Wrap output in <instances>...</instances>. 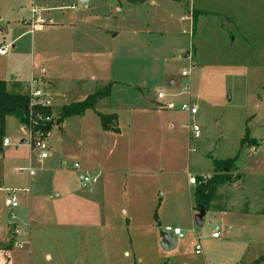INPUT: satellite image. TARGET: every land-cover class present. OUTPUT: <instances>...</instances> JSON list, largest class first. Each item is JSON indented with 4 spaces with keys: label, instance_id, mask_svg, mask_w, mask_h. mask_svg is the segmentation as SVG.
Segmentation results:
<instances>
[{
    "label": "rangeland",
    "instance_id": "rangeland-1",
    "mask_svg": "<svg viewBox=\"0 0 264 264\" xmlns=\"http://www.w3.org/2000/svg\"><path fill=\"white\" fill-rule=\"evenodd\" d=\"M154 1L88 0L85 8L79 0H0V48H7L0 55V80L15 77L17 91L29 90L32 77L40 80L58 63L69 64L92 34L98 37H91L92 49L112 57V81L126 83L112 89L113 109L96 104L103 113H116L120 134L103 133L93 117L73 118L65 128L52 127L51 157L44 160L30 146L27 130L7 117L0 242L8 243L9 222L20 231L10 248L12 264H218L225 250L211 233L216 226L223 237L221 215L210 210L203 225H195L188 175L206 176L214 161L237 154L235 190L223 192H230L236 206L246 200L263 209L258 202L264 198V146L253 153L244 150L247 145L240 149V141L264 140V0ZM205 3L221 15L197 16ZM34 7L43 9L42 31L25 25ZM133 29L145 33L136 39ZM184 71L189 75L183 77ZM157 93L164 98L158 100ZM117 104L162 110L135 113L115 109ZM183 104L195 105L197 114L189 116ZM192 125L199 128L198 138ZM76 163L98 175L94 189L82 187L78 173L69 172ZM8 190L18 200L12 223L4 205ZM235 213L223 223L231 235L237 230L228 246L264 232V215ZM168 226L183 234L172 251L160 246ZM196 241L200 256L191 245ZM18 242L25 244L22 251Z\"/></svg>",
    "mask_w": 264,
    "mask_h": 264
},
{
    "label": "crops",
    "instance_id": "crops-1",
    "mask_svg": "<svg viewBox=\"0 0 264 264\" xmlns=\"http://www.w3.org/2000/svg\"><path fill=\"white\" fill-rule=\"evenodd\" d=\"M243 1L244 0H242V2ZM248 1L252 5H253L254 1L257 2V0H248ZM152 4H155L154 0H152ZM35 8H37V7H35ZM37 9L39 11H41V13H42L43 9L41 7L37 8ZM195 11L198 12L197 16L207 15L208 13L211 15H214V16L221 15V13H217L216 11H211L209 9V6H207L206 3H205V5H202L199 9H196ZM57 29L58 28L56 26L55 30H57ZM87 29L90 30V28H85L87 33H90V32H88ZM37 30L42 31L43 28L41 27V28H38ZM84 33H86V32H84ZM143 33H145V32L135 30V29H133L131 31V34L134 37H136V39H138V37H139L138 34H143ZM150 33L151 32H149V31L147 32V34H150ZM101 34H102V32H99V33L97 32L96 35L99 36ZM91 37L93 39L95 38V40L98 41V37H95L92 34H89L88 37H85L86 39L83 40L82 46H79V45L77 46L80 49L76 50L74 53H72L71 57L73 56V58L71 59L69 64L64 65L62 63H58L59 66L57 67V69L55 68V71L53 70V68L50 70H46L43 72L42 76L39 77L40 80L36 79L42 85L41 89L44 92V97L48 99V101L50 102L51 105H54L56 107H60L62 105H66V104H69L72 102L81 101L90 94V93H88L89 90H92V92H94L97 90V88H102L104 85H106L109 82H114V84L111 87V91H112V89H114L116 87L115 84L117 82L124 83V82H121L118 80L112 81V73L114 72L112 69V60H111L112 57L110 56V54L107 50H98L97 48L92 49L93 47H92V45H90L91 44L90 43ZM88 46H89V49L87 48ZM31 79H35V78L32 77ZM17 82L18 81L15 80V77L12 78L10 81L6 82L8 90L14 91V93L15 92L25 93L28 91V90L25 91V88L23 90L17 91L19 88ZM124 84H126V83H124ZM111 91H110L109 97L111 96ZM109 97L106 98L105 100L103 99L104 101H106L105 102L106 107L102 106L104 101H101V100H99L97 102V106H99V107L101 106L102 108H105L106 110L113 109V108H110V105L108 103ZM156 101H157V99H156ZM133 103H134V101H133ZM160 104H162V103H160ZM132 106H134V105L129 104L126 107L124 105L120 106L119 104H117L116 106H114V108L115 109L128 110V111H134L135 113L137 110H138L137 112L141 111V109H146V112L147 111H153L156 113H160L162 110V109H157V108L150 109L147 106H145L144 108L143 107H137L136 108V107H132ZM168 107L169 108L172 107L171 103H169ZM95 110L97 111V113L112 114V112H110V111H104V113H103L102 111H99L97 108ZM96 111L88 110L81 117L67 118L66 120L63 121V123L61 124V127L65 128L67 126L69 120H71L73 118H77L79 121L87 119V117H93V119L99 120V118L96 114ZM114 114L116 115V113H114ZM5 125H6V120H5ZM18 126H20V125L18 124ZM20 128L24 129L22 126H20ZM100 129L103 133H105V134L108 133V132L103 131L102 128H100ZM109 133H111V132H109ZM105 134H102V135L104 137H108V136H105ZM117 134H120V130H119V133H117ZM22 135H23V133H22ZM99 137H101V136H99ZM3 138H8V137L4 134ZM249 139L255 140L253 138H249ZM21 141L24 142L25 140L22 138ZM258 143L259 142L257 141V145H258ZM257 145H254L251 147L249 145H247V147L244 146V150L247 148H250V150L254 153L258 149H260L259 147H257ZM4 148L5 147H3L2 143H1L2 153H3ZM50 148H52L51 144H49V151H50ZM49 157H51V153H50ZM83 170L89 171L88 169H83ZM75 171L78 173V178L80 179V172L79 171H77L73 168L69 172L73 173ZM89 172L91 173V171H89ZM234 172L239 173L237 170L236 164L234 165V169L232 171L233 176H234ZM213 173H214V171L212 173L206 175V176H211ZM94 176H96V178L98 180V175H94ZM200 176H197L195 178L197 180H200ZM187 185H188V191L191 192V197H192V200L194 203L193 192H194V188L196 185H191V184H189V182ZM233 185H234V182L233 183L231 182L230 184L223 185L218 189L217 198L215 199V202H219V203H218V207L214 210H216L219 213V215H221V225H222V231H223L221 233H222L223 237L221 238V235L219 234L218 238H212V237L211 238H212V241H215L216 243H218V244H216V245H218V247H223V250H225L223 252L221 258L219 259L218 264H254L259 258L264 257V232H262L261 235H260V232H258V238L257 239L252 237L251 239H245V240L240 241V242L237 241L234 244H232L233 246L232 245L228 246L231 243L229 236L236 235L237 230L235 232L233 231V233L231 235L230 226H229V228H226L223 225V223L226 221L225 218L227 215H232V216L236 215L235 212H243L242 214H245V215H249L248 212L264 215V198L262 199V201H263L262 203H261V201L258 202V204L261 205L260 207L263 208L262 210H258V208H259L258 206H257L258 207L257 208L253 204L247 203L246 200H239L238 203L240 204V202H241V205H240V207L236 206L237 201L236 200L234 201V199L231 198L230 192H228V194L226 192L225 193L223 192L224 189H225V191H226V189L235 190V187H233ZM27 192H29V191L27 190ZM215 202L213 204H215ZM232 203L235 205H233ZM198 211H196L194 209V204H193L192 212H193L194 216ZM208 211H210V210H208ZM208 211L205 212V215L207 214ZM237 215H239V213ZM30 222H31V218L29 216V223ZM11 227H13V226L10 225V222H9V224H8V235L9 236H7L8 237V243L5 244V243L0 242V264H12V261L10 259L12 253H11L10 249H6V247L9 244H10V248H11L12 244L14 243V239L16 237V236H13L12 232L10 231ZM175 228H178V227H175ZM215 229H217L218 233H220L219 228H217L216 226L213 229V232L215 231ZM22 234H24L22 236L25 237L26 231H23ZM27 239L28 238H26V237L24 238V241H25L24 243L26 245H28ZM18 243H20V242H18ZM177 243H178V239H177ZM192 244H193V246H195V244H199V243L196 241L194 243H191V245ZM200 247H201V245H200ZM176 248H177V246H176ZM23 249H19V250L22 251ZM250 251H251V253H249ZM194 253H195V251H194ZM195 255H198V256L202 255V248H201V253L195 254ZM246 258H248V259H246ZM203 259H204V257H203Z\"/></svg>",
    "mask_w": 264,
    "mask_h": 264
},
{
    "label": "trees",
    "instance_id": "trees-1",
    "mask_svg": "<svg viewBox=\"0 0 264 264\" xmlns=\"http://www.w3.org/2000/svg\"><path fill=\"white\" fill-rule=\"evenodd\" d=\"M130 2H141L144 0H129ZM181 1V0H172ZM195 13H198L197 11ZM195 20V16H192ZM193 20V21H194ZM114 82H109L102 88L97 89L81 101L72 102L60 107L31 105L30 97L27 93L9 91L6 82L0 80V153H2L1 143L5 130V120L7 117L14 118L17 123L24 129L35 133L40 131L44 137H48L51 129L55 125H60L64 120L71 117H81L88 110L96 111V104L101 99H106L110 95L111 87ZM96 114L100 120L101 128L105 132L119 133L116 124V115ZM48 118V120H46ZM244 145L254 146L257 141L249 139L247 136L240 141V149ZM238 154L234 157L214 161V173L205 182H200L194 188V209L199 210L203 207L204 211L214 210L218 207L219 202H215L218 189L223 185H228L235 181L232 175ZM237 177V176H236ZM215 202V204H213ZM13 234L14 228L10 230ZM10 249V244L6 247ZM264 260V257L260 258Z\"/></svg>",
    "mask_w": 264,
    "mask_h": 264
},
{
    "label": "built area",
    "instance_id": "built-area-1",
    "mask_svg": "<svg viewBox=\"0 0 264 264\" xmlns=\"http://www.w3.org/2000/svg\"><path fill=\"white\" fill-rule=\"evenodd\" d=\"M31 13H32V18L28 22H26V24H25V25L29 26L30 31L41 28L45 24L44 19L41 18V16H40L41 11H39L37 8L34 7L31 9ZM6 49L7 48H0V55H3L6 52ZM188 75H189V72H187V71H184L182 73L183 77H186ZM28 86H29L28 95L30 97V104L31 105H40V106H50L51 105L50 102L48 101V99L44 97V92L41 89L42 86H41L39 81H37L35 79H31L28 83ZM156 97L158 100H161L164 98L162 93H157ZM181 109L183 111H185L189 116H194L197 114V107L193 104H183L181 106ZM46 120H48V118H46ZM191 130L193 132L194 138H198L199 137V128L196 125H192ZM27 132H28L29 138H30V146L33 149H37L40 151L39 159L40 160L47 159L50 156L49 144L47 143V138L44 137L40 131L32 133V132L27 130ZM9 145H10L9 139L3 138L2 139V146L8 147ZM262 146H264V140L259 142L257 145V147H259V148ZM191 151H194V150L192 149ZM74 169L80 172L81 186L84 188L93 189L97 183L96 176L92 175L87 170H82L80 168L79 164H77V163L74 165ZM30 174H32V172H30ZM188 177H189L188 178L189 184L197 185L200 182H205L206 180H208L210 176H200V180H197L195 177H193L191 175H189ZM17 201L18 200L15 197V191L14 190H11V191L8 190V192L6 194L4 205L10 213L11 218L9 219V221H11V223H12V220H15V218H16L13 211L16 207H18ZM19 233H20V231L18 229H14L13 236H17V235H19ZM164 233L172 234L177 239L183 238L182 231L179 228H171L168 226V227L164 228ZM211 237L212 238H218L219 237V233H218L217 229H215V231L212 232ZM24 245H25L24 243L20 242V243L16 244L15 246L18 249H23ZM194 251H195V254L201 253V247L199 244H195Z\"/></svg>",
    "mask_w": 264,
    "mask_h": 264
},
{
    "label": "water",
    "instance_id": "water-1",
    "mask_svg": "<svg viewBox=\"0 0 264 264\" xmlns=\"http://www.w3.org/2000/svg\"><path fill=\"white\" fill-rule=\"evenodd\" d=\"M79 2L86 7V3L88 0H79ZM172 85V82L170 83ZM205 215V211L203 207L199 208V211L194 216V223L197 226H202L203 224V217ZM161 241L160 246L164 251H172L177 246V239L172 234L169 233H160Z\"/></svg>",
    "mask_w": 264,
    "mask_h": 264
}]
</instances>
